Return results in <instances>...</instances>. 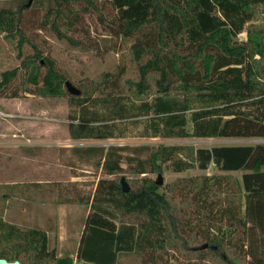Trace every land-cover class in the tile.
Wrapping results in <instances>:
<instances>
[{
	"label": "trees",
	"instance_id": "16d2710c",
	"mask_svg": "<svg viewBox=\"0 0 264 264\" xmlns=\"http://www.w3.org/2000/svg\"><path fill=\"white\" fill-rule=\"evenodd\" d=\"M72 1L53 0L41 23L45 26L50 20V30L59 39L77 44L62 29L75 24ZM86 1L98 10L94 0ZM30 3L0 7V32L16 39L21 58L19 65L0 72V94L23 68L35 93L59 96L65 92V75L21 28L23 10ZM111 4L116 10L114 33L135 37L131 52L138 77L126 83L142 98L150 90L148 75L157 74L156 93L143 102L153 113L150 136L264 137V24L248 23L264 0H111ZM242 31L246 39L239 40ZM25 43L32 51L22 56ZM73 98L78 105L86 101ZM68 126L71 138L114 136L85 113ZM121 148L101 155L106 174L123 171ZM127 159L136 161L129 167L136 174L161 172L162 163L175 172L205 170L213 164L222 173L178 178L182 183L178 200L146 176L125 188L121 179L100 178L87 198L71 184L6 186H23L42 202L51 200L55 191L58 203H90L77 258L91 264H118L121 255L137 257L142 264H161L168 250L194 264H264V144L158 145L151 147L147 160ZM239 170L240 182L227 174ZM117 215L119 223L113 220ZM85 239L90 247L81 255ZM47 241L44 230H21L0 216V257L21 264H72L71 258L57 257L48 249Z\"/></svg>",
	"mask_w": 264,
	"mask_h": 264
},
{
	"label": "rangeland",
	"instance_id": "374dc122",
	"mask_svg": "<svg viewBox=\"0 0 264 264\" xmlns=\"http://www.w3.org/2000/svg\"><path fill=\"white\" fill-rule=\"evenodd\" d=\"M21 1L23 0H0V7L16 8ZM94 1L98 10L89 6L86 0L71 2L72 9L77 12L75 24L71 28L62 29L77 41L75 44L64 38L59 39L50 30V20L42 26V17L46 9L53 4V0H31L30 5L23 10L21 28L25 36L41 48L43 55L55 61V67L65 75L68 85L64 84L65 92L62 95H38L34 87L26 82L24 69L21 68L16 78L0 94V216L21 230H44L47 234L48 249H52L57 257L71 258L72 264H83L77 259L78 248L76 251L71 238H60L62 234L58 231L56 221L52 218H48L47 223L43 221V211L38 208V204L42 203L39 195H34L23 186L9 188L6 185L59 181L57 183H60V186L72 185L79 191V195L87 198L88 195L92 196L98 176L123 178L125 184L132 185L134 180L142 176L155 181L157 174L161 173L160 190L170 191L178 200L182 185L177 182L178 178L222 172L213 164L205 170L192 167L175 172L167 163H162L161 172L136 174L129 168L134 166L136 161L128 162L127 158L147 160L151 147L158 145L197 148L264 144V137L150 136L149 125L153 113L143 102L153 99L157 74L148 75L150 90L144 97L139 98L136 91L126 83V80H136L138 77L137 63L131 52L135 37L123 38L114 33L112 23L116 18V10L111 0ZM83 6L88 9L83 10ZM248 23L264 24L263 5L258 6ZM237 38L246 39V32H240ZM31 51V46L25 43L21 55ZM20 60L16 39H8L0 32V72L19 65ZM68 86L73 88L75 93L70 91ZM72 96L85 98L86 101L78 105L76 98L72 99ZM82 113L96 120L103 130L111 131L114 136L103 139H70L68 125L71 121L75 123ZM185 116L186 129L190 132L189 111L185 112ZM112 147H122L118 152L123 171L110 175L106 174L103 168L100 169V166L101 155ZM241 173L240 170L227 172L239 182ZM72 175L86 177L72 183L69 181ZM2 193H8V196L2 197ZM55 195L54 191L51 200L46 203L58 204ZM219 196L226 197L223 194ZM118 218L117 215L113 220L119 223ZM89 247V242L85 239L81 255H84ZM195 262L188 261L170 250L163 253L161 259V264ZM118 264L142 263L137 257L135 259L133 256L121 255Z\"/></svg>",
	"mask_w": 264,
	"mask_h": 264
},
{
	"label": "crops",
	"instance_id": "0c3cea01",
	"mask_svg": "<svg viewBox=\"0 0 264 264\" xmlns=\"http://www.w3.org/2000/svg\"><path fill=\"white\" fill-rule=\"evenodd\" d=\"M70 139H79V138H70ZM102 162H103V156L101 160L100 169L102 168ZM85 177L86 176L80 177L77 175H72L70 176L69 181L75 183V181L78 182V180H83ZM99 178L100 176L96 178L95 182ZM38 208L43 211V216L45 219L43 221L45 223L49 222L47 220L48 218H52L53 221H56V226L59 228L58 231L63 235V236L60 235V238L62 239H65L67 237L71 238L75 245L76 248L75 250L77 251L80 238L84 231L85 218L90 211V203L83 204L82 202H74V203H58L55 205L53 202L52 203L42 202L38 204ZM76 251H75V256H76ZM78 260L80 263L83 264H91L90 262H86L82 259H78Z\"/></svg>",
	"mask_w": 264,
	"mask_h": 264
},
{
	"label": "water",
	"instance_id": "95a60500",
	"mask_svg": "<svg viewBox=\"0 0 264 264\" xmlns=\"http://www.w3.org/2000/svg\"><path fill=\"white\" fill-rule=\"evenodd\" d=\"M31 0H29V2H30ZM66 85H68V82H66ZM68 88L70 89V91H73L74 93H75V90L73 89V88H70L69 86H68ZM121 183H122V185H123V187L125 188L126 187V184H125V182H124V179L123 178H121ZM155 183L157 184V185H161L162 184V177H161V173H158L157 174V178L155 179ZM0 264H21L20 263V261L19 260H7V259H5V258H2V257H0Z\"/></svg>",
	"mask_w": 264,
	"mask_h": 264
}]
</instances>
